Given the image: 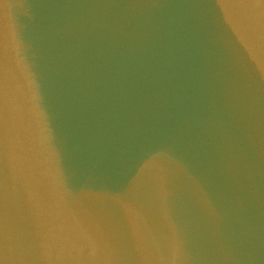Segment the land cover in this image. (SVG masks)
<instances>
[{
    "label": "water",
    "instance_id": "obj_1",
    "mask_svg": "<svg viewBox=\"0 0 264 264\" xmlns=\"http://www.w3.org/2000/svg\"><path fill=\"white\" fill-rule=\"evenodd\" d=\"M0 264H264V0H0Z\"/></svg>",
    "mask_w": 264,
    "mask_h": 264
}]
</instances>
